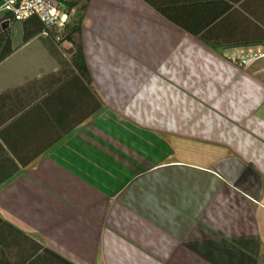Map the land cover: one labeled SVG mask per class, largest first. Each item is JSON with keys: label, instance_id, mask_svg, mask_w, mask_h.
<instances>
[{"label": "crops", "instance_id": "crops-1", "mask_svg": "<svg viewBox=\"0 0 264 264\" xmlns=\"http://www.w3.org/2000/svg\"><path fill=\"white\" fill-rule=\"evenodd\" d=\"M253 35L264 0H87L88 80L9 36L0 218L73 264H264V61L231 59L264 44H230Z\"/></svg>", "mask_w": 264, "mask_h": 264}, {"label": "trees", "instance_id": "trees-1", "mask_svg": "<svg viewBox=\"0 0 264 264\" xmlns=\"http://www.w3.org/2000/svg\"><path fill=\"white\" fill-rule=\"evenodd\" d=\"M69 5H76L77 15L73 24L68 29L65 39H68L74 49H67L70 54V59H64L60 54V51L57 49V45L51 40L55 50L59 55L66 61L70 62V65L77 70V72L86 77L88 80V73L85 69V64L83 61L81 38H80V21L82 17V12L85 9L87 0H65ZM168 19H171V16L164 10H160ZM80 13V15H79ZM221 14L224 15V10H221ZM181 24V23H180ZM3 22L0 19V61L5 59L14 51V46L12 45L11 39L7 34V29H2ZM22 42H27L32 37L40 33L44 26L42 22L37 17H30L22 21ZM189 30L188 27H184ZM200 40L204 41L206 44L217 47V43H209L208 36L196 35ZM252 43H261L264 44V36H249V37H237L234 38L230 44H252ZM99 105L98 99L94 95V107L95 110ZM28 243L29 247L24 248L22 245ZM16 248V251L19 254L15 264H73L70 261L66 260L64 257L58 255L57 253L51 251L50 249L44 247L43 245L33 241V239L26 236L23 232L4 221L0 218V250L1 252L4 249L9 247ZM2 262V259H1Z\"/></svg>", "mask_w": 264, "mask_h": 264}, {"label": "built area", "instance_id": "built-area-1", "mask_svg": "<svg viewBox=\"0 0 264 264\" xmlns=\"http://www.w3.org/2000/svg\"><path fill=\"white\" fill-rule=\"evenodd\" d=\"M76 5H69L65 0H0V19L2 22H22L30 17H37L44 28L41 35L50 38L62 52L68 29L76 19ZM264 55L261 50L241 52L232 56L240 66H247Z\"/></svg>", "mask_w": 264, "mask_h": 264}, {"label": "rangeland", "instance_id": "rangeland-1", "mask_svg": "<svg viewBox=\"0 0 264 264\" xmlns=\"http://www.w3.org/2000/svg\"><path fill=\"white\" fill-rule=\"evenodd\" d=\"M78 7V6H77ZM80 15V13H79ZM73 24V23H72ZM22 29H21V24L20 23H15L12 24L10 26V29L8 31L9 36L12 39L13 45L14 46H19L22 43V33H21ZM41 45H44V39L43 38H36L33 42H31L29 45H24L22 48V50H20L19 52H17L16 55H20V53H27L29 51H33L35 53V51L40 48ZM74 49V46H72L71 42L69 40H67L66 42H64V47H62L61 49L63 50L62 52H60L61 55H63L62 57L64 59L69 60L70 59V54L69 51H67V49ZM261 60L264 61V55L262 57L257 58L253 64L255 65L256 63H259ZM262 67H260V74H262V76H264V62L261 65Z\"/></svg>", "mask_w": 264, "mask_h": 264}, {"label": "water", "instance_id": "water-1", "mask_svg": "<svg viewBox=\"0 0 264 264\" xmlns=\"http://www.w3.org/2000/svg\"><path fill=\"white\" fill-rule=\"evenodd\" d=\"M8 25H9V22L8 21H4L3 25H2V29L3 30L7 29Z\"/></svg>", "mask_w": 264, "mask_h": 264}]
</instances>
